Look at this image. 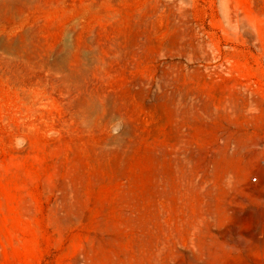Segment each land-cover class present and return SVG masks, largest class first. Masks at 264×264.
Listing matches in <instances>:
<instances>
[{"label":"rangeland","instance_id":"rangeland-1","mask_svg":"<svg viewBox=\"0 0 264 264\" xmlns=\"http://www.w3.org/2000/svg\"><path fill=\"white\" fill-rule=\"evenodd\" d=\"M0 264H264V0H0Z\"/></svg>","mask_w":264,"mask_h":264}]
</instances>
